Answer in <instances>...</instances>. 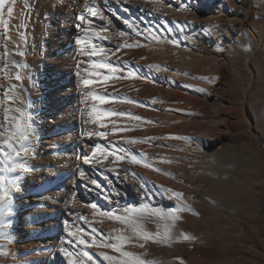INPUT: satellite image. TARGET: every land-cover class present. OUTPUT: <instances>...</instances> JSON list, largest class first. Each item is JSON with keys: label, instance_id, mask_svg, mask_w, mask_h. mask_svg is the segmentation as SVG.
Listing matches in <instances>:
<instances>
[{"label": "bare ground", "instance_id": "1", "mask_svg": "<svg viewBox=\"0 0 264 264\" xmlns=\"http://www.w3.org/2000/svg\"><path fill=\"white\" fill-rule=\"evenodd\" d=\"M263 7L264 0H6L0 175L10 202L0 204V264L127 259L102 245L120 247L116 237L130 235V228L122 231L124 224L99 213L123 216L125 208L144 205L136 227L154 239L123 250L149 264H214V207L202 201L221 200L241 211L248 205L241 190L222 182L228 173L220 177L205 163L214 156V133L244 139L255 124L246 102L239 110L225 106L214 80L221 65L256 79L252 50L264 48ZM201 20L209 22L207 31ZM93 46L98 55H90ZM84 79L93 83L85 87ZM101 112L126 115L105 116L101 127L92 122ZM89 121L104 135L86 137ZM22 145L28 152L17 157ZM13 164L23 167L7 171ZM201 171L212 181L199 182Z\"/></svg>", "mask_w": 264, "mask_h": 264}, {"label": "rangeland", "instance_id": "2", "mask_svg": "<svg viewBox=\"0 0 264 264\" xmlns=\"http://www.w3.org/2000/svg\"><path fill=\"white\" fill-rule=\"evenodd\" d=\"M249 4V7H254V3ZM262 9L264 10V7ZM198 26L203 28L202 31H207L209 22L201 20ZM178 45L181 46L182 43ZM252 51L255 53L253 66L258 70L256 79L238 67L233 69L231 66L221 65L219 74L214 80V94L218 93L228 101L225 102V106L239 110L246 102L255 118L254 128L247 130V133L243 132L244 139L230 132L221 133L224 135L214 133V156L205 163L214 168L220 177L225 173V176L227 173L230 174L226 176L228 178L224 176L226 179H223L224 181L221 179L222 182H226L227 186L235 189L236 192L241 190L248 205L241 211L236 206L221 200L215 199L214 203L207 199L202 201L205 208L214 207V264H264L263 45ZM21 72L20 77L23 76V71ZM86 116L88 117L87 114ZM86 126L82 128L83 130L85 128L86 137L97 139L101 136L93 123L89 121ZM232 176L234 179L231 180ZM212 179L206 172L201 171L198 180L203 182ZM228 179L231 181L229 182ZM198 256L203 258L202 253H198Z\"/></svg>", "mask_w": 264, "mask_h": 264}, {"label": "snow or ice", "instance_id": "3", "mask_svg": "<svg viewBox=\"0 0 264 264\" xmlns=\"http://www.w3.org/2000/svg\"><path fill=\"white\" fill-rule=\"evenodd\" d=\"M5 3H6V0H0V25H3L5 33H6L8 31V28H9V19H6L4 17ZM88 12L92 16H96L98 14L97 10L94 9V8H88ZM12 13H13V8L12 7H8L7 8V14H8L9 18H11ZM78 19L83 23L85 21L86 17L83 14H81L78 17ZM77 43H82V41L78 40ZM82 51H83V49H82ZM102 51H103V49H101V52ZM98 54L99 53L97 52L96 47L93 46L90 55L95 56V55H98ZM91 66L94 69L107 68L110 71H113V72L116 71V69L113 68L110 64H96V63H93ZM90 75L99 77L101 74L98 73V72L93 71L92 73H90ZM16 79L20 80L21 77L17 74L16 75ZM109 79H111V77H109L107 75L103 76V80L104 81H107ZM91 83H93V81L90 80V79L82 80V84L85 87H87ZM89 96H90L91 99L96 100V101H100L101 103H107L108 102L103 96H98V95H95V94H91L90 95L88 93H85L86 99L89 98ZM93 113H96V109L95 108L93 109ZM112 115H126V114L125 113L101 112V113L98 114V116L97 115H93L92 122L100 124L101 127H105V124L103 123V118L105 116H112ZM127 115L130 116V114H127ZM6 118H7V113H6ZM130 118L136 119V120L143 119L142 117H138V116H136V117H131L130 116ZM13 119L15 120L16 118L13 117ZM29 119H30V117H29ZM16 126L19 127V125H16ZM100 135L103 136L104 134L101 133ZM21 139L27 140L28 139V135L27 134L22 135ZM136 142H137L136 140H129L128 141V143H136ZM9 147H11V145H9ZM95 149L96 150H101V146L99 144H97V145H95ZM21 152L27 154L28 148L22 145L21 149L17 150L15 152V155L17 157H19L21 155ZM93 155H95V152H93ZM116 159L119 160L121 158L119 156H117ZM84 162L85 163L89 162L87 157L84 158ZM132 162L133 163L137 162L135 157L132 158ZM17 167H23V165L22 164L21 165L13 164L12 166L7 168V171L15 172ZM81 175L83 176L84 173L81 172ZM0 192L4 193V195H0V204L5 203L6 201L10 202V197L8 196L7 189L5 188V176H3V175H0ZM175 195L178 196V197L182 196L181 193H176ZM92 207L96 208V205H92ZM146 210H147V205H144V206H140V207L125 208L124 209V213H126L127 215H123V216L114 215L113 213H110V212H100L99 213L101 216H107L110 219L118 220L122 224H124L125 225V229L122 230V231H126L129 228L131 230V234L130 235L129 234H124V235H120V236L116 237V239L120 242V247H117L114 244H108V243H105V244L102 245L104 247L112 248L114 251L118 252L121 257H125L127 259H118L117 257H113V256H110V255H104L103 256L104 260L109 261L110 264H149L148 261L138 258L133 252L123 250L125 245L144 247L143 243H138V242L139 241H147L149 239H154L153 237H150L149 235L141 234L137 230V227H136V225L139 222V219L141 218L142 214ZM155 215L160 216L161 218H163V214L160 213V212H156ZM93 231H95V229H93ZM165 236L168 237V233H165ZM184 239H186V240L187 239H191V237L185 235ZM79 243L85 244L87 242L84 241L83 239H81L79 241ZM67 254L69 256L71 255V253H67ZM83 256L87 257V259L89 261L92 260V256L88 252H84ZM73 264H75V262H73ZM81 264H83L82 261H81Z\"/></svg>", "mask_w": 264, "mask_h": 264}]
</instances>
